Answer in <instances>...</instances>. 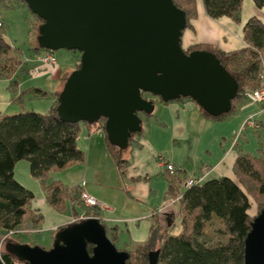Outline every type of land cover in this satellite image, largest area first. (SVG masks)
I'll return each mask as SVG.
<instances>
[{"label": "water", "instance_id": "1", "mask_svg": "<svg viewBox=\"0 0 264 264\" xmlns=\"http://www.w3.org/2000/svg\"><path fill=\"white\" fill-rule=\"evenodd\" d=\"M43 21L39 47L80 52L79 66L66 78L57 101L69 123L105 118L108 141L124 149L141 130L139 112L162 101L189 97L209 114L227 113L238 90L236 79L214 53L181 44L185 11L173 0H21ZM92 244L91 252L87 244ZM5 249L29 264H127L97 217L59 227L48 248L8 240ZM150 251L146 264H157ZM241 264H264V210L244 238Z\"/></svg>", "mask_w": 264, "mask_h": 264}, {"label": "trees", "instance_id": "2", "mask_svg": "<svg viewBox=\"0 0 264 264\" xmlns=\"http://www.w3.org/2000/svg\"><path fill=\"white\" fill-rule=\"evenodd\" d=\"M242 1L202 0V5L211 18L226 16L239 21ZM252 1L257 7H264V0ZM173 2L185 11V28H191L193 19L198 15L196 0ZM35 17L37 39L38 25L43 20L37 15ZM243 37L246 45L230 51L206 42L192 43L184 47L186 53L195 49L211 51L238 83L232 107L227 113L213 116L198 105L204 116L217 119L225 117L234 111L236 102L248 100V92L259 85L264 66V23L257 16H251L243 25ZM9 49L10 45L0 32V54L6 53ZM41 49L38 42L32 48L34 52ZM18 63L26 71L27 68L23 67L20 61ZM78 66L79 62L75 68ZM6 67L4 63L2 68ZM71 71L65 70L59 76L58 86L53 92V104L47 112L20 111L0 116V240L9 230L12 231L9 237L26 230V227H23L25 220L31 229H35L42 219V213L32 207L34 194L14 177V166L17 161L28 160L30 173L42 180L45 201L55 211L64 210L66 199L69 202L78 200L81 191L79 185L68 188L59 180L47 181L50 171L84 160V152L77 145L79 123L66 122L57 112L58 95ZM31 89L28 91L36 95L45 94L40 87ZM159 99L161 100L160 97ZM145 114L149 116L151 112ZM83 123L90 131L102 129L108 154L117 167L123 170L127 162L124 150L138 132L132 133L128 146L120 149L107 139L104 130L105 118L93 123ZM164 168L167 172V197L174 200L170 205L175 208L180 230L178 233H172L169 226L155 217L144 240L132 243L129 248H122L129 251L126 263L146 264L149 252L157 250V264H241L244 238L250 229V223L255 215L264 210V156L237 152L232 164V176L205 177L198 184L189 187L182 186L186 178L184 169L174 164V170L170 173L165 166ZM253 206L255 212L251 213ZM71 208L73 212L77 211L75 205L71 204ZM153 215L156 216V212ZM216 218L219 219V225L212 231H219L225 239L209 243L211 236L206 235L207 226ZM102 222L107 235L115 229L114 226L107 227V219ZM214 235L215 233L212 234ZM109 237L113 241L115 233ZM15 240L20 241L17 238ZM91 248L92 244L88 243L89 252ZM0 264L29 263L17 260L4 247L0 251Z\"/></svg>", "mask_w": 264, "mask_h": 264}, {"label": "rangeland", "instance_id": "3", "mask_svg": "<svg viewBox=\"0 0 264 264\" xmlns=\"http://www.w3.org/2000/svg\"><path fill=\"white\" fill-rule=\"evenodd\" d=\"M239 15L243 17L246 14L241 9ZM0 21L2 22L0 32H2L5 41L10 45V49L6 53L0 54V116L20 111L47 112L53 104V89L58 84V74H49V72H45L46 69L44 67L43 69H41L42 67L36 69L40 72V75L36 72L27 71L35 64L41 65L38 61L39 51L34 52L32 50L37 44L35 27L37 20L35 14L32 13L25 2L21 0H0ZM185 30H188V28ZM54 54L59 68L62 69L65 67V70L67 68H69V70L75 69L73 60H78V62L80 60V52L78 50L73 51L59 48L54 50ZM18 61L21 62L23 67L27 68L26 71L20 67ZM4 63L7 65L5 69L2 68ZM13 80L19 84L18 87ZM31 87H40L45 91V94L36 95L28 91V89L32 90ZM150 96L154 99L153 104H155V106H153V110L149 116L144 112H139L141 117V130L134 135V139L130 142L128 148L124 150L127 162L124 164L123 170L117 167L106 148L98 149L96 148L97 146H92L89 155L87 150L82 149L84 152V160L73 162L62 169L52 170L47 177V181L59 180L68 188H72L75 185L84 187L85 182H88L87 186L89 190L98 196L96 197L98 200L100 199L110 206H116V210H112L115 214H111L115 215V217L112 220H108L106 225L108 228L110 225L116 227L117 234L113 238V243L118 249L125 248L126 246L129 248L132 243H136L139 240L133 235V231L128 226L131 221L125 216H131L142 211V213L136 215V218H134V220L138 219L135 221L136 224H141L142 219L139 218H144L145 213L147 215L152 213L151 209H148L146 212L142 209L145 200L140 199L138 201L130 196V181H132V178L130 179V170L128 167L130 149H132V146L140 148L143 143L142 140L150 138L155 144V149L159 152L154 154L155 159L160 161V158H162L165 159L163 161H166L172 159L173 156L176 161L181 160L183 166L188 164L193 167L195 166V162L196 165L199 166L201 165L200 160L204 155L212 156L211 153L207 151V148L211 145L212 139L208 133L203 130V128H207L205 124H209L210 122L204 123L194 115H189L185 122L186 133H189V135H176L174 137V135L166 133V130H164L166 128L165 121L168 120L170 121L169 130L172 131L173 126L171 118L165 113L162 115L165 121L157 117L159 113L157 106H159L160 103H167V101H162L159 97L153 96L152 94H150ZM185 98L186 97H182L181 99ZM259 108L261 109V114L256 117L260 125L258 128L242 124L240 129L232 134L229 133L231 126L229 128L226 127L231 121L227 123L226 121H229L231 115L235 113V109L232 113L226 114L225 117L221 119L205 116L208 121L220 123L217 124L219 126H216L217 130H215L213 135L216 139L213 141V144L221 148V145L224 144L226 140H229L231 145L236 143L233 150L234 152L241 149L244 153L264 156V110L262 105H259ZM82 123L80 122V125H82ZM158 129L160 130V136L157 135ZM151 131H153V133ZM248 134L250 139L246 140ZM193 136L195 137L194 139ZM238 151L240 152V150ZM214 156L216 157L217 153H215ZM203 162L207 163L208 161ZM16 164L15 179L34 194L32 204L36 203L41 205L40 199L45 197V189L42 180L32 176L29 171L28 160L21 159L17 161ZM213 175H209V178H212ZM219 175L218 173L217 177H219ZM160 179L164 180L162 175ZM75 202H79V197ZM64 203V210L58 213L67 214L73 212L69 200L66 199ZM156 207L152 206L151 208ZM147 208H149V206ZM37 210L39 211V209ZM76 210H78V212L82 211V209L79 208H76ZM155 210L159 212L160 209L158 207ZM40 212L42 213V211ZM254 212L255 206H253L251 210V213ZM40 221L37 230L30 229L28 221L25 220L23 227H26V230H21L14 237H9V234L3 235L7 238L3 242H0V251L4 249V243L6 241H17L15 240L16 238L21 242L38 244L44 248H48L50 246L49 241L51 236L48 226L52 225L53 221L48 217H43ZM218 221L219 219L217 220L216 218L214 222H209L207 226L206 235L211 236H209V243L223 241L225 239L224 235L219 231H212V229L218 227ZM169 227L172 233H178L180 230L179 219H176L175 223ZM213 233H215L214 236H212ZM108 236H111L110 232H108Z\"/></svg>", "mask_w": 264, "mask_h": 264}, {"label": "crops", "instance_id": "4", "mask_svg": "<svg viewBox=\"0 0 264 264\" xmlns=\"http://www.w3.org/2000/svg\"><path fill=\"white\" fill-rule=\"evenodd\" d=\"M197 3V17H195L192 21V27L188 30H183L182 38H181V44L183 47H187L189 44L192 43H198V42H206L211 43L214 45H217L218 47L222 48L225 51L235 50L242 48L246 45L243 37V25L249 19L251 16H257L263 23H264V7H257L255 3L252 0H243L241 9L245 12V16L240 17L239 21H234L230 17L222 16L218 18H211L206 14L205 8L202 5V0H196ZM78 61L73 60V64L76 65ZM38 67H42V65L35 64L29 68L28 71L30 72H36L40 75V72L36 70ZM67 68L66 70H68ZM65 71L64 68H59L58 63L53 67V72H49V74L57 75L58 83H59V76ZM45 72H48L45 70ZM262 83L264 84V70H263V80ZM19 84H17V87ZM58 86V84H57ZM53 89V92L55 89ZM154 100V99H153ZM235 113L231 115L229 118L230 122L226 125L227 128L231 126V129L229 133H235L237 130L240 129L241 125H245L244 122L249 116H253L255 119L258 117L261 112L259 105H262V108L264 110V99L261 101H253L251 99L248 100H242L241 102H236L235 104ZM155 106V104H154ZM158 110V118L163 119L162 115L165 113L168 117L171 118L172 123V131H170V121L164 120L166 124V133H170L174 135H181L186 136L189 135V133H186V127L185 122L189 115H194L199 120H202L204 123L210 122L209 124H205L207 128H203L205 132L208 133L210 138L212 139L211 145L209 148H207V151L211 153L212 156H206L204 155L202 157L201 165H196L191 167L190 165H182L181 160L176 161L175 157L172 156V159L168 160L172 163H174L176 166L181 167L185 171V177H189L191 175H197L200 172H202L204 169H209V173L206 177H209V175H213V177H217V174L219 173V176L226 175V176H232V164L233 161L237 155L238 150L243 152L241 149H238L237 152H234L235 144H232L229 142V140L225 141L224 144L221 145V148H219L217 145L213 144V141H215V137L213 136L215 133V130H217L216 126H219L217 124L220 123H214V121H208L207 117H205L201 111L198 108V104L190 99L185 98L181 100H172L168 101L167 103H160L159 106H157ZM257 120V119H256ZM82 123V122H81ZM248 126V125H247ZM250 128V127H249ZM153 133V131H151ZM155 133V131H154ZM157 135L160 136V130L158 129ZM198 135V134H197ZM156 137V134H155ZM217 137V136H216ZM195 137L193 136V139ZM249 134L246 136V140H249ZM142 146L139 148L137 146H132V149H130V161H129V167L130 170V179L132 178V181H130V189H131V197L137 199L138 201L141 199L145 200V203L142 205V209L146 212L148 209L152 210V213L150 215H147L145 213V217L139 218L142 219L141 224H136L134 218H136V215L142 213V211L125 216L128 220L131 221L129 223L130 229L133 231V235H135L136 239L144 240L149 232V226L153 219L156 217L157 219H160L162 223L166 224L167 226H171L175 223L177 219V215L175 213V208L172 207L170 204H166V201H168L167 197V182H166V170L164 168V165H162L163 160L160 158V161L158 159H155L154 154L159 153L155 149V144L153 143V140L150 138H145L142 140ZM241 142V141H240ZM234 143V142H233ZM77 145L84 150H87L88 155L91 153L92 146H97L96 148H106L105 139L103 135V131L101 128H98L96 130H89L85 123H82L80 125L79 123V133L77 138ZM212 146V147H211ZM225 149V150H224ZM223 151V152H222ZM215 153H217V156L215 157ZM206 159V160H204ZM203 161H208L207 163H204ZM17 164L14 166V174L16 170ZM163 176L164 180L160 179V176ZM185 178V179H186ZM184 179V180H185ZM88 182H85V186L81 187V190H84L88 192L90 195H93L95 198L98 197L96 194H93L88 186ZM98 200V198H96ZM100 200V199H99ZM98 200V201H99ZM40 204L33 203L32 207L39 209V211H42V218L48 217L51 218V221H53L52 225H49L48 228L51 232L49 245L52 243V239L54 237L53 233L57 230L58 227L67 224L73 215V212L67 213V214H61L55 211L53 208H51L45 201V198L40 199ZM103 204H105L103 201L100 200ZM109 208L104 210L102 212V216L108 220H112L115 215L116 206H110L109 204H105ZM149 206V208H147ZM152 206L158 208L159 212H157L156 208H151ZM146 207V208H144ZM162 207H165L162 209ZM114 211L112 212V210ZM154 216L153 214H155ZM108 214V215H107ZM140 216V215H139ZM129 221V222H130ZM133 221V222H132ZM41 222V221H40ZM39 222V223H40ZM38 223V224H39ZM37 227L33 230L38 229ZM112 227V225H110ZM115 229H112L110 231V235L115 233L117 234L116 227ZM31 229V228H30ZM138 240V241H139ZM127 248V246L125 247Z\"/></svg>", "mask_w": 264, "mask_h": 264}, {"label": "built area", "instance_id": "5", "mask_svg": "<svg viewBox=\"0 0 264 264\" xmlns=\"http://www.w3.org/2000/svg\"><path fill=\"white\" fill-rule=\"evenodd\" d=\"M0 25H1V21H0ZM38 61L48 72L52 73L53 67L57 64V59L54 54V50L42 48L39 51ZM263 70H264V66H263ZM263 70L260 74V78H259L260 81L258 87L248 92L249 99L253 101H261L264 99V84L262 83ZM244 124L251 126L253 128H258L260 126L257 120L253 116H249L245 120ZM162 165H164L169 170L170 173L173 172L174 164H172L171 162L163 161ZM208 173H209V169H204L199 175H191L187 177L183 181V186L189 187L191 185L198 184L208 175ZM173 201H174L173 199L169 198L167 204H171ZM70 203L72 205H75L76 208L82 209V211L81 212H78V210L74 211L72 218L69 222L79 221L89 217H97L100 221L106 219L101 214L104 210L108 209L109 207L103 204L102 202L98 201L93 195H90L88 192L84 190H81L79 192V202H75V200H71ZM163 208L164 207H162V209ZM10 232L12 233V231L9 230V232L6 233V235L10 234ZM4 238L6 237L2 236L0 242H2Z\"/></svg>", "mask_w": 264, "mask_h": 264}, {"label": "flooded vegetation", "instance_id": "6", "mask_svg": "<svg viewBox=\"0 0 264 264\" xmlns=\"http://www.w3.org/2000/svg\"><path fill=\"white\" fill-rule=\"evenodd\" d=\"M143 96H145L146 98H152V97L150 96V93H144Z\"/></svg>", "mask_w": 264, "mask_h": 264}]
</instances>
